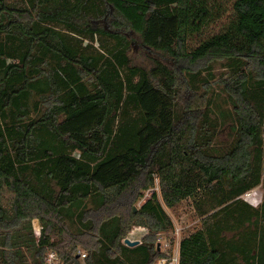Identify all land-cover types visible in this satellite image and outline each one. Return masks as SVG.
<instances>
[{
    "label": "trees",
    "instance_id": "1",
    "mask_svg": "<svg viewBox=\"0 0 264 264\" xmlns=\"http://www.w3.org/2000/svg\"><path fill=\"white\" fill-rule=\"evenodd\" d=\"M221 1L0 0V227L30 232L0 236V264H27L23 247L32 264L48 248L67 264L79 248L87 264H157L166 208L187 199L202 227L179 264H264V197L241 198L264 188V0ZM137 43L172 65L133 64ZM156 179L160 196L135 211ZM136 227L148 234L129 247Z\"/></svg>",
    "mask_w": 264,
    "mask_h": 264
},
{
    "label": "rangeland",
    "instance_id": "2",
    "mask_svg": "<svg viewBox=\"0 0 264 264\" xmlns=\"http://www.w3.org/2000/svg\"><path fill=\"white\" fill-rule=\"evenodd\" d=\"M221 3H222L221 0H214L215 12L219 8H223V7H221ZM230 16H231V12L228 11L225 15H223L222 18H219V20H217L216 22L211 23L206 29H204L202 34L197 39L193 40V44L195 45L197 42H199L200 39H203V38H206L208 36L222 32L225 29V27L227 26V24L230 20ZM129 56L131 57L133 64L138 65V66H142V67H146V68H150L152 66L151 58L163 59L165 62H167L168 64H171V65L173 63L169 59H166L160 55H157V54H154L152 52L147 51L139 43L131 45V50L129 52ZM209 63L210 62H199L196 65L191 66V65L187 64V66L191 67L194 70H197L199 68L205 67ZM211 65L214 68L213 72L215 74V80L213 82V89L215 90V95H217L219 92H222L221 87H223L224 81L227 78V72L225 71V69L222 68V62H214L213 64L211 63ZM200 92H203V89H201ZM217 99H218V97L216 98V100ZM224 100H225V95L223 94L221 99H218L217 101L219 104H222L224 102ZM224 107L227 108L226 105ZM230 132L231 131H230V128L228 126L225 129H223L221 131V135H220L221 140H225V141L228 140ZM263 138H264V127H263ZM263 176H264V174H263ZM154 186H155V189L158 190L157 194L160 196L159 181L157 179H156ZM254 193H256V194L252 195L250 198H245V199L246 200H255L256 196L262 197V199H263L264 188L262 187V185L258 186ZM6 199H8L7 194H6L5 199L3 201V205L7 204L6 206H8L9 201H7ZM245 199H243V200L245 201ZM262 199H261V202H262ZM134 207L137 210L140 209L139 203L136 202ZM166 211L169 214V216L171 217V219L173 220L174 227H177L180 229V237L179 238H177L174 235V233H171V231H167L168 233L164 232L165 236H167L168 239H171L173 241H181L182 239L186 238L191 233H194L195 231H197L198 229H200L202 227L201 218L199 217V215L195 209V206H194L192 199L184 200L183 202L178 204L173 209L166 208ZM31 224L33 227L32 228L33 235L36 238V236L34 234L35 232L33 229L35 227L34 225H37V223L34 222V219H33ZM27 226H28V223L26 221H21L19 225L14 226L13 228H8L7 231L5 229L0 228V236H4V234L6 232H9L10 234H14L17 231H19V234L28 236ZM136 228L138 229L139 227H136ZM142 228H145V227H142ZM145 229H146V233H147L148 229L147 228H145ZM136 233H139V232H136ZM57 234L58 233L55 231V233L52 236L53 240L58 239L59 236H57ZM157 248H158V237H157ZM1 249L2 248L0 247V250ZM23 251L25 254L27 264H32L33 258L35 257V251L32 250L31 248H26V247L23 248ZM158 252L163 256V252L161 250H159Z\"/></svg>",
    "mask_w": 264,
    "mask_h": 264
},
{
    "label": "built area",
    "instance_id": "3",
    "mask_svg": "<svg viewBox=\"0 0 264 264\" xmlns=\"http://www.w3.org/2000/svg\"><path fill=\"white\" fill-rule=\"evenodd\" d=\"M256 190L253 189L247 193H245L242 198H250L252 195L256 194L254 193ZM158 190L155 189V186H152L150 189L146 190L143 194L142 197H140L137 201L139 203L140 208L145 204L147 200H149L154 193H157ZM262 197L256 196L255 200H246L249 204L252 206H258L261 203ZM34 222L37 223V225H34V234L36 236V239L39 241L41 235H42V230L43 226L38 220H34ZM41 225V226H40ZM33 228V227H32ZM139 232V233H136ZM168 233V232H167ZM171 233H174V235L179 238L180 237V229L175 227ZM148 234L146 233V229L139 227L134 228L128 236L123 240V243L125 244V241L128 239L131 242H136L138 241L140 244H142V241L144 237ZM158 245L160 246V250L163 252V256L159 259L157 264H179L180 260V244L181 241H173L171 239H168L167 236H165V233H158ZM126 245V244H125ZM77 257V264H87L86 263V258H87V252L79 248L76 254ZM43 264H67L59 255L57 251H55L52 248H48L46 255L44 257V262Z\"/></svg>",
    "mask_w": 264,
    "mask_h": 264
},
{
    "label": "water",
    "instance_id": "4",
    "mask_svg": "<svg viewBox=\"0 0 264 264\" xmlns=\"http://www.w3.org/2000/svg\"><path fill=\"white\" fill-rule=\"evenodd\" d=\"M135 211H137V209L135 208ZM125 244L127 245V246H129V247H135V246H138V245H140V243L138 242V241H136V242H131L130 240H126L125 241ZM158 251L160 250V246L158 245Z\"/></svg>",
    "mask_w": 264,
    "mask_h": 264
},
{
    "label": "crops",
    "instance_id": "5",
    "mask_svg": "<svg viewBox=\"0 0 264 264\" xmlns=\"http://www.w3.org/2000/svg\"><path fill=\"white\" fill-rule=\"evenodd\" d=\"M4 199H5V197L3 198V201H4ZM34 220H39V219L38 218H34ZM39 222H41V221L39 220ZM0 228L5 229L7 231V228H5L4 226L3 227H0ZM28 234L30 235V232H28ZM4 235L11 236L12 234H10L9 232H6Z\"/></svg>",
    "mask_w": 264,
    "mask_h": 264
}]
</instances>
